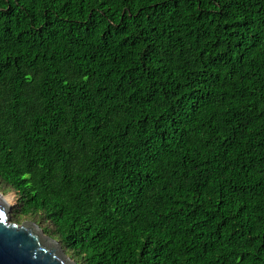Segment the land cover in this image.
Segmentation results:
<instances>
[{"label": "trees", "instance_id": "1", "mask_svg": "<svg viewBox=\"0 0 264 264\" xmlns=\"http://www.w3.org/2000/svg\"><path fill=\"white\" fill-rule=\"evenodd\" d=\"M0 192L76 264H264V0H0Z\"/></svg>", "mask_w": 264, "mask_h": 264}, {"label": "water", "instance_id": "2", "mask_svg": "<svg viewBox=\"0 0 264 264\" xmlns=\"http://www.w3.org/2000/svg\"><path fill=\"white\" fill-rule=\"evenodd\" d=\"M11 211L0 194V264H76L36 223L11 222Z\"/></svg>", "mask_w": 264, "mask_h": 264}, {"label": "rangeland", "instance_id": "3", "mask_svg": "<svg viewBox=\"0 0 264 264\" xmlns=\"http://www.w3.org/2000/svg\"><path fill=\"white\" fill-rule=\"evenodd\" d=\"M0 194H2V196L6 197L5 200L8 201L9 205H11L12 208H13V206H14V204H15V195H14V193L3 194V193L0 192ZM8 197H9V198H8ZM24 221H29V220H24ZM30 222H32V221H30ZM38 226H39V225H38ZM39 227H40V226H39ZM67 257L70 258L69 256H67ZM70 259H71V258H70ZM71 260H72V259H71ZM72 261H74V260H72Z\"/></svg>", "mask_w": 264, "mask_h": 264}, {"label": "bare ground", "instance_id": "4", "mask_svg": "<svg viewBox=\"0 0 264 264\" xmlns=\"http://www.w3.org/2000/svg\"><path fill=\"white\" fill-rule=\"evenodd\" d=\"M6 198V197H5Z\"/></svg>", "mask_w": 264, "mask_h": 264}]
</instances>
